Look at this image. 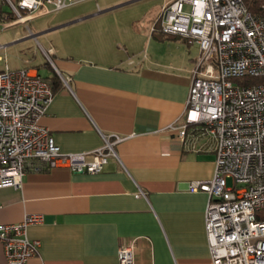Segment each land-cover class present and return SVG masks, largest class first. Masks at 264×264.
Instances as JSON below:
<instances>
[{
	"label": "crops",
	"instance_id": "obj_1",
	"mask_svg": "<svg viewBox=\"0 0 264 264\" xmlns=\"http://www.w3.org/2000/svg\"><path fill=\"white\" fill-rule=\"evenodd\" d=\"M48 49L67 84L55 91L40 124L60 150L92 151L102 135L121 140L98 173L43 168L28 171L20 189L0 188V223L41 217L26 229L40 243L27 264H119L117 250L130 242L135 264H212L204 230L208 195L187 184L212 177L215 155L202 147L205 138L182 141L177 130L196 57L107 62ZM43 62L28 59L18 68L44 76L49 71L36 68ZM139 189L144 195L136 197ZM0 264H6L1 241Z\"/></svg>",
	"mask_w": 264,
	"mask_h": 264
},
{
	"label": "built area",
	"instance_id": "obj_2",
	"mask_svg": "<svg viewBox=\"0 0 264 264\" xmlns=\"http://www.w3.org/2000/svg\"><path fill=\"white\" fill-rule=\"evenodd\" d=\"M77 1L0 0V22L8 28ZM154 31L198 48L177 130L182 141L205 138L202 147L215 155L212 177L187 184L189 191L208 195L204 230L211 262L264 264V16L249 12L243 0H168L149 27ZM50 53L44 52L53 66ZM53 97L50 82L36 71L7 65L0 70V188L20 189L28 171L43 168L98 173L116 156V135L113 141L102 135V146L89 152H62L40 124ZM40 221L28 215L19 223H0L6 264H27L36 253L40 243L26 229ZM117 258L135 264L133 243L120 245Z\"/></svg>",
	"mask_w": 264,
	"mask_h": 264
},
{
	"label": "rangeland",
	"instance_id": "obj_3",
	"mask_svg": "<svg viewBox=\"0 0 264 264\" xmlns=\"http://www.w3.org/2000/svg\"><path fill=\"white\" fill-rule=\"evenodd\" d=\"M166 1L78 0L57 13L26 23L3 29L0 22V44L5 45L0 51V70L5 65L10 69L21 67L28 59L45 61L44 51L49 46L55 48L56 56L68 59L197 57L198 48L194 43L181 38L157 40L150 36L149 27ZM41 31L46 33L38 34ZM51 58L55 59L54 55ZM46 71L40 68L41 74ZM226 182L227 186L231 185L230 179Z\"/></svg>",
	"mask_w": 264,
	"mask_h": 264
},
{
	"label": "trees",
	"instance_id": "obj_4",
	"mask_svg": "<svg viewBox=\"0 0 264 264\" xmlns=\"http://www.w3.org/2000/svg\"><path fill=\"white\" fill-rule=\"evenodd\" d=\"M243 3L245 7L247 8V10L251 12L252 14H255L258 16H264V0H243ZM151 36L157 40L179 38V36L177 35L164 34V33H161L160 31L152 32ZM43 66L49 71V74L44 75L43 77L50 82L52 90L55 93V91L59 87H62L64 83L61 77L58 75V73H56V71L52 68L51 64L47 60L43 62ZM40 67L41 66L38 65L36 67L37 70H39Z\"/></svg>",
	"mask_w": 264,
	"mask_h": 264
}]
</instances>
